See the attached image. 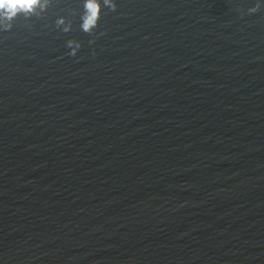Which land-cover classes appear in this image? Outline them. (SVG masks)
Instances as JSON below:
<instances>
[{
	"label": "water",
	"instance_id": "1",
	"mask_svg": "<svg viewBox=\"0 0 264 264\" xmlns=\"http://www.w3.org/2000/svg\"><path fill=\"white\" fill-rule=\"evenodd\" d=\"M85 2L0 19V264H264V5Z\"/></svg>",
	"mask_w": 264,
	"mask_h": 264
},
{
	"label": "clouds",
	"instance_id": "2",
	"mask_svg": "<svg viewBox=\"0 0 264 264\" xmlns=\"http://www.w3.org/2000/svg\"><path fill=\"white\" fill-rule=\"evenodd\" d=\"M49 0H0V19L5 21L4 30L10 31L13 27L11 23L19 15L23 14L30 17L35 14L37 9L46 8ZM264 5V0H257L255 6L250 7L248 12L255 14L261 10ZM104 7L110 8L113 12L117 10V3L115 0H86L84 4L85 14L82 17L81 29L86 33H91L99 25ZM65 21L61 18L58 21L59 25L64 24ZM71 30V26L64 28L65 32ZM95 41H90L94 43ZM68 47L71 49L69 55L76 56L81 45L75 41H68Z\"/></svg>",
	"mask_w": 264,
	"mask_h": 264
}]
</instances>
